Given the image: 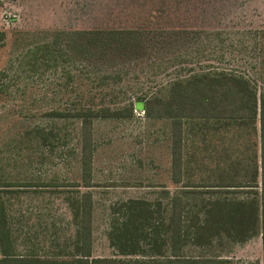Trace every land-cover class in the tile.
I'll return each mask as SVG.
<instances>
[{
    "label": "rangeland",
    "instance_id": "rangeland-1",
    "mask_svg": "<svg viewBox=\"0 0 264 264\" xmlns=\"http://www.w3.org/2000/svg\"><path fill=\"white\" fill-rule=\"evenodd\" d=\"M206 67L244 73L264 91V0H0V178L79 181L72 155L79 119L56 112L126 109ZM136 114L94 119L92 256L115 255L108 243L111 204L155 200L161 185L176 191L168 121ZM41 129L58 139L39 148L34 136ZM53 190L7 191L20 253L29 245L38 253L70 245L75 228L66 193ZM54 235L60 248L52 246ZM185 252L264 264L260 235Z\"/></svg>",
    "mask_w": 264,
    "mask_h": 264
},
{
    "label": "trees",
    "instance_id": "trees-1",
    "mask_svg": "<svg viewBox=\"0 0 264 264\" xmlns=\"http://www.w3.org/2000/svg\"><path fill=\"white\" fill-rule=\"evenodd\" d=\"M140 107L146 118L168 121L176 191L161 185L162 195L155 200L128 198L111 204L108 243L115 255L92 256L93 121L128 118ZM55 115L79 119V148L72 150L79 181L0 178V264H232L219 255L189 256L185 248L223 240L243 243L256 235L264 246V91L249 76L223 68L192 69L173 80L163 95L134 100L126 109L103 106ZM34 137L39 148L58 139L43 129ZM37 188L66 193L75 231L62 249L71 250L38 253L29 245L24 253L18 251L6 194ZM51 241L60 248L58 236Z\"/></svg>",
    "mask_w": 264,
    "mask_h": 264
},
{
    "label": "crops",
    "instance_id": "crops-1",
    "mask_svg": "<svg viewBox=\"0 0 264 264\" xmlns=\"http://www.w3.org/2000/svg\"><path fill=\"white\" fill-rule=\"evenodd\" d=\"M143 110V107L141 108H135L134 110H133V113L136 115V116H140V114L138 115V114H136V112H141ZM134 114L131 116V118L134 116ZM97 119H106V118H97ZM110 119H119V120H121V119H124V118H116V117H110ZM146 119H148V118H146ZM94 131H95V128H94V121H93V139H94V143H95V151H94V154H93V170H92V179H93V182L94 183H96L95 182V179H94V155H95V152H96V148H97V143H96V140H95V133H94ZM169 144H167V146H166V151H167V155H168V157H169V170H170V152H169V146H168ZM79 172V171H78ZM171 178V177H170ZM171 180V179H170ZM149 186V185H148ZM161 189H163V187H161ZM166 189L168 190V187H166Z\"/></svg>",
    "mask_w": 264,
    "mask_h": 264
},
{
    "label": "built area",
    "instance_id": "built-area-1",
    "mask_svg": "<svg viewBox=\"0 0 264 264\" xmlns=\"http://www.w3.org/2000/svg\"><path fill=\"white\" fill-rule=\"evenodd\" d=\"M6 22L8 23V21L6 20Z\"/></svg>",
    "mask_w": 264,
    "mask_h": 264
}]
</instances>
